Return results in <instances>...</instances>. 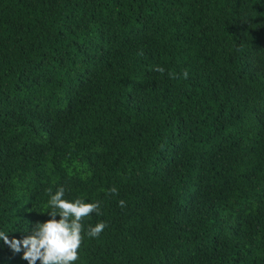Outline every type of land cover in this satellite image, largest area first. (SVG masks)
<instances>
[{"label": "trees", "instance_id": "obj_1", "mask_svg": "<svg viewBox=\"0 0 264 264\" xmlns=\"http://www.w3.org/2000/svg\"><path fill=\"white\" fill-rule=\"evenodd\" d=\"M61 186L75 264H264V0H0V231Z\"/></svg>", "mask_w": 264, "mask_h": 264}, {"label": "clouds", "instance_id": "obj_2", "mask_svg": "<svg viewBox=\"0 0 264 264\" xmlns=\"http://www.w3.org/2000/svg\"><path fill=\"white\" fill-rule=\"evenodd\" d=\"M154 71L164 74L165 69L155 66ZM170 78H177L174 73H168ZM180 76L187 79L189 73L184 70ZM50 199L47 201L48 215L51 219L43 223H37L31 235L22 240L9 239L8 234L0 231V239L7 244L13 252L19 253L23 250L22 259L28 264H75L79 259V249L84 241L85 235L89 238H98L107 227L103 221L95 226L89 225L85 232L83 221L93 214L103 215L101 202H85L83 198L68 201L65 197L66 189L61 186L52 194L48 190ZM118 189L112 186L105 190L107 196H117ZM118 206L126 207L124 200L118 201ZM59 216V220L56 217Z\"/></svg>", "mask_w": 264, "mask_h": 264}]
</instances>
